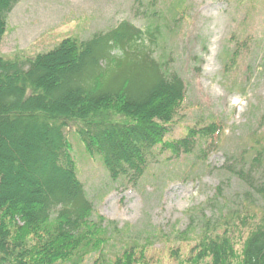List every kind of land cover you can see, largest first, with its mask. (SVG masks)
<instances>
[{"label": "trees", "instance_id": "16d2710c", "mask_svg": "<svg viewBox=\"0 0 264 264\" xmlns=\"http://www.w3.org/2000/svg\"><path fill=\"white\" fill-rule=\"evenodd\" d=\"M16 1L0 0V38ZM157 33V26L142 29L123 20L87 38L65 37L24 64L0 55V142L10 146L8 159L0 158V264H79L93 251L92 264H145L147 242L126 236L120 251L105 256L117 228L94 215L66 127L75 123L111 178L128 182L163 149L172 157L189 154L196 136L220 131V123H210L189 126L180 138L165 137L180 114L186 85L154 56ZM254 142L250 161L240 154L227 164L245 185L241 206L210 205L223 196L217 184L205 200L209 207L199 210L200 221L178 231L195 233L196 251L183 258L172 250L173 264H264V137ZM206 151L200 149L202 156ZM7 171L19 186L5 185Z\"/></svg>", "mask_w": 264, "mask_h": 264}, {"label": "rangeland", "instance_id": "374dc122", "mask_svg": "<svg viewBox=\"0 0 264 264\" xmlns=\"http://www.w3.org/2000/svg\"><path fill=\"white\" fill-rule=\"evenodd\" d=\"M123 20L142 29L159 27L153 54L185 81L182 109L165 137L180 138L189 126L210 123H220V131L211 138L196 136L189 154L172 157L163 149L131 182L111 178L100 157L86 149L75 123L66 134L94 215L117 228L105 245L107 259L126 236L147 242L145 264H173L175 255L196 251L195 233L178 231L200 221L199 210L209 207L205 200L217 184L223 196L210 205L241 206L245 185L227 166L240 154L250 161L258 146L254 139L264 137V0H18L7 13L0 55L24 64L65 37L87 38ZM9 148L0 142V158L8 159ZM202 148L208 149L203 156ZM8 172L5 185L19 186ZM96 257L93 251L79 264Z\"/></svg>", "mask_w": 264, "mask_h": 264}]
</instances>
